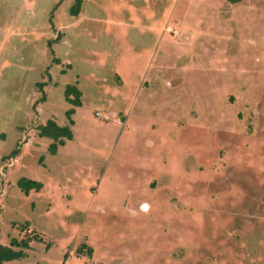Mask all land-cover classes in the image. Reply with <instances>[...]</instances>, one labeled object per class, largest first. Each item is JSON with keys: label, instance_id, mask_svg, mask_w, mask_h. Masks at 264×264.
<instances>
[{"label": "rangeland", "instance_id": "1", "mask_svg": "<svg viewBox=\"0 0 264 264\" xmlns=\"http://www.w3.org/2000/svg\"><path fill=\"white\" fill-rule=\"evenodd\" d=\"M77 1L0 0L4 264H264V0Z\"/></svg>", "mask_w": 264, "mask_h": 264}, {"label": "trees", "instance_id": "2", "mask_svg": "<svg viewBox=\"0 0 264 264\" xmlns=\"http://www.w3.org/2000/svg\"><path fill=\"white\" fill-rule=\"evenodd\" d=\"M77 2L79 3L80 0ZM81 97L82 93L76 85H68L65 91V100L67 103L73 106V108L66 112L68 126L61 127L55 120L50 119L44 126L39 127V136L41 138H47L53 141L49 147L52 154H56L59 147L64 146L67 141L73 139L72 128L75 125V122L72 117L75 114L74 108L81 107L82 105ZM18 152L19 150L15 151L14 155H17ZM18 185L26 194H29V192L33 190L39 192L43 189V184L41 182L26 178L21 179L18 182ZM32 240L40 241V237L35 235L33 238H24L20 241L13 239L10 246L0 245V264L26 258V250L29 249V243ZM92 253V249H89V254L92 255Z\"/></svg>", "mask_w": 264, "mask_h": 264}, {"label": "crops", "instance_id": "3", "mask_svg": "<svg viewBox=\"0 0 264 264\" xmlns=\"http://www.w3.org/2000/svg\"><path fill=\"white\" fill-rule=\"evenodd\" d=\"M127 21V20H126ZM117 25H119V26H122V27H125V26H127L128 24L126 23V22H124V21H120V22H117L116 23ZM54 54H55V52H54ZM54 59H56V61L58 60V62H59V59L57 58V57H55ZM54 63V62H53ZM57 64H59V63H57ZM120 78V81L122 82L123 80H122V78L121 77H119ZM81 91V90H80ZM82 93V92H81Z\"/></svg>", "mask_w": 264, "mask_h": 264}, {"label": "clouds", "instance_id": "4", "mask_svg": "<svg viewBox=\"0 0 264 264\" xmlns=\"http://www.w3.org/2000/svg\"><path fill=\"white\" fill-rule=\"evenodd\" d=\"M142 208H143L144 211L148 210V206L147 205H143Z\"/></svg>", "mask_w": 264, "mask_h": 264}, {"label": "built area", "instance_id": "5", "mask_svg": "<svg viewBox=\"0 0 264 264\" xmlns=\"http://www.w3.org/2000/svg\"><path fill=\"white\" fill-rule=\"evenodd\" d=\"M177 34V33H176Z\"/></svg>", "mask_w": 264, "mask_h": 264}]
</instances>
